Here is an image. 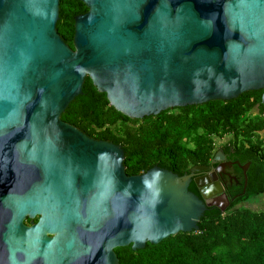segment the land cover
<instances>
[{
  "label": "water",
  "instance_id": "95a60500",
  "mask_svg": "<svg viewBox=\"0 0 264 264\" xmlns=\"http://www.w3.org/2000/svg\"><path fill=\"white\" fill-rule=\"evenodd\" d=\"M81 1L71 48L59 0H0V264H117L224 211L225 165L245 191L238 161L129 175L125 142L61 115L86 76L130 118L259 89L264 106V0Z\"/></svg>",
  "mask_w": 264,
  "mask_h": 264
},
{
  "label": "trees",
  "instance_id": "16d2710c",
  "mask_svg": "<svg viewBox=\"0 0 264 264\" xmlns=\"http://www.w3.org/2000/svg\"><path fill=\"white\" fill-rule=\"evenodd\" d=\"M88 7L81 0H59L56 29L73 48L72 17ZM263 89L250 90L229 100L175 106L143 118H130L112 106L105 92L86 76L79 95L61 119L89 130L93 137L126 143L127 173L139 174L154 165L187 173L207 165L220 150L233 164L239 184L227 187L230 203L224 211L208 207L197 230L179 231L141 249L119 246L117 264H264V210L245 204L264 193ZM191 186L200 193L194 182ZM233 198V199H232Z\"/></svg>",
  "mask_w": 264,
  "mask_h": 264
},
{
  "label": "flooded vegetation",
  "instance_id": "af4514ba",
  "mask_svg": "<svg viewBox=\"0 0 264 264\" xmlns=\"http://www.w3.org/2000/svg\"><path fill=\"white\" fill-rule=\"evenodd\" d=\"M220 151V150H219ZM212 161V160H211ZM210 161V163L209 164H207V165H210V166H212L214 169H215V167L217 166V165H219V164H221V163H226L227 161H231V160H228L227 158H226V156H225V158L224 159H219V160H216L214 163H212ZM232 167H233V165L232 166H230V167H228V166H226L225 165V170H226V172L228 173L227 175H225V174H220L219 172H217V171H215L214 169H213V172L215 171L216 172V174H217V177H218V179L222 182V183H225V192L227 193V187L228 186H230V185H232L233 183H236V184H239L240 182L238 181V179H237V177H236V174L233 172V170H232ZM205 173H207V171H205ZM210 172H208V174H209ZM204 174V172H199V173H197V175L199 176V175H203ZM193 182V181H192ZM228 194V193H227ZM229 195V194H228Z\"/></svg>",
  "mask_w": 264,
  "mask_h": 264
},
{
  "label": "rangeland",
  "instance_id": "374dc122",
  "mask_svg": "<svg viewBox=\"0 0 264 264\" xmlns=\"http://www.w3.org/2000/svg\"><path fill=\"white\" fill-rule=\"evenodd\" d=\"M258 198V197H257ZM256 197L255 198H253L252 200H251V203H249V204H245L246 206L248 205L250 208H252V209H255V210H259V211H261V210H264V202H262V203H260L259 205H257L258 203V201L259 200H256L257 199ZM254 200H256V203H254L255 201Z\"/></svg>",
  "mask_w": 264,
  "mask_h": 264
},
{
  "label": "crops",
  "instance_id": "0c3cea01",
  "mask_svg": "<svg viewBox=\"0 0 264 264\" xmlns=\"http://www.w3.org/2000/svg\"><path fill=\"white\" fill-rule=\"evenodd\" d=\"M258 197V198H257ZM256 200H259L257 203V205H259L260 203H262V202H264V193L263 194H261V195H259V196H256ZM256 200H254L255 202L254 203H256ZM248 206V205H247ZM249 207V206H248ZM255 210V209H254Z\"/></svg>",
  "mask_w": 264,
  "mask_h": 264
},
{
  "label": "built area",
  "instance_id": "2783aa9c",
  "mask_svg": "<svg viewBox=\"0 0 264 264\" xmlns=\"http://www.w3.org/2000/svg\"><path fill=\"white\" fill-rule=\"evenodd\" d=\"M262 149H263V159H264V144H263V148Z\"/></svg>",
  "mask_w": 264,
  "mask_h": 264
}]
</instances>
